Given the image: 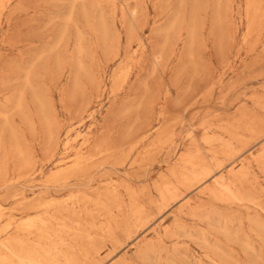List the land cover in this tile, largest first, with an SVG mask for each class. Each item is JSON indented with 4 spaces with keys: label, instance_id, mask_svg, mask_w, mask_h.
I'll return each mask as SVG.
<instances>
[{
    "label": "rangeland",
    "instance_id": "rangeland-1",
    "mask_svg": "<svg viewBox=\"0 0 264 264\" xmlns=\"http://www.w3.org/2000/svg\"><path fill=\"white\" fill-rule=\"evenodd\" d=\"M3 1L0 166L8 169L0 175V226L41 211L26 209L30 204L55 203L49 225L51 232L61 231L39 240L30 235L25 255L40 264H66L59 258L67 252L78 256L74 264H264V192L258 191L264 188V165L256 160L260 149L251 133L239 131L245 134L239 146L252 178L240 183L263 208L221 203L201 188H182L184 198L165 207L157 190L172 179L191 137L204 149V124L213 125L211 134L229 138L222 127L241 112L264 119V0ZM123 67L128 72L122 86ZM94 77L102 82L95 84ZM196 91L200 95L193 97ZM160 109L167 117L159 127L174 136L151 153L155 137L137 141L158 124ZM19 142L22 154L16 151ZM75 155L89 158L86 170L67 171L50 182L57 169H70ZM72 196L80 201H70ZM85 247L93 252L88 257L82 255Z\"/></svg>",
    "mask_w": 264,
    "mask_h": 264
},
{
    "label": "bare ground",
    "instance_id": "bare-ground-1",
    "mask_svg": "<svg viewBox=\"0 0 264 264\" xmlns=\"http://www.w3.org/2000/svg\"><path fill=\"white\" fill-rule=\"evenodd\" d=\"M5 1V0H4ZM3 1V2H4ZM18 4V3H17ZM1 21V20H0ZM247 42V40H246ZM248 43V42H247ZM146 48V47H145ZM143 48V49H145ZM240 48V47H239ZM142 49V50H143ZM161 49V48H159ZM172 49V47H171ZM175 49V48H173ZM243 49V48H242ZM155 50V49H154ZM183 50V49H182ZM193 50V49H192ZM178 51V50H177ZM184 51V50H183ZM138 52V51H137ZM166 52V51H165ZM145 53V52H144ZM157 53V52H156ZM169 53V52H168ZM179 53V52H178ZM174 56H175V52H173ZM223 54V53H222ZM143 55V52L142 54ZM166 55V53L164 54ZM180 55V54H179ZM157 56V55H156ZM200 56V55H199ZM228 56V55H227ZM176 57V56H175ZM182 57V56H180ZM210 57V56H209ZM219 57V56H218ZM217 57V58H218ZM222 57V56H220ZM219 57V58H220ZM141 58V57H140ZM169 58V57H168ZM172 58V57H171ZM165 59V58H164ZM184 60V59H183ZM227 60V59H226ZM159 61V60H158ZM230 61V60H229ZM231 62V61H230ZM134 63V62H133ZM137 63V62H136ZM160 63V62H159ZM178 63V61H177ZM181 63V62H180ZM135 64V63H134ZM213 64V63H212ZM136 65V64H135ZM161 65V64H160ZM166 65V64H165ZM179 65V64H178ZM137 66V65H136ZM172 66V65H171ZM215 66V65H214ZM213 66V67H214ZM166 67V66H165ZM168 67V65H167ZM174 66H172L173 68ZM191 67V66H190ZM122 68V67H121ZM133 68V67H132ZM171 68V67H170ZM215 68V67H214ZM123 69H125L123 67ZM122 69V71H123ZM137 69V68H135ZM175 69V68H174ZM177 69V68H176ZM198 69V67H197ZM128 70V69H127ZM180 70V69H179ZM187 70V69H186ZM215 70V69H214ZM218 70V69H217ZM120 71V70H118ZM121 71V74L119 75V79L121 80L120 83H122V86L124 85L123 82L126 78V69L122 72ZM166 70L164 69V72ZM174 71V70H172ZM171 71V72H172ZM176 71V70H175ZM132 72H135L132 71ZM161 72V71H160ZM167 72V71H166ZM210 72V71H209ZM155 73V72H154ZM188 73V72H187ZM196 73V72H195ZM215 73V72H214ZM114 75L116 74L113 73ZM130 74V73H129ZM161 74V73H160ZM159 74V75H160ZM210 74V73H209ZM117 75V74H116ZM178 75V74H177ZM224 75V74H223ZM171 76V75H170ZM176 76V75H175ZM171 78V77H170ZM195 78V77H194ZM95 79V77H94ZM162 79V77H161ZM173 79V78H171ZM186 79V78H185ZM221 79V78H220ZM165 80V79H164ZM217 80V79H216ZM30 82V80H28ZM27 81V83H29ZM92 81L95 82V84L97 83H101L102 80H99L98 77ZM117 77H113L112 80H111V86H110V94L111 96L114 94V89H115V82H117ZM126 81V80H125ZM194 81V80H192ZM158 82V81H157ZM161 82V81H160ZM249 82V81H248ZM125 83V82H124ZM181 83V82H180ZM193 83V82H192ZM218 83V82H217ZM221 83V81H220ZM219 83V85H220ZM30 84V83H29ZM28 84V85H29ZM156 84V83H155ZM163 84V83H162ZM211 84V83H210ZM213 84V83H212ZM216 84V83H215ZM261 84V83H260ZM31 85V84H30ZM158 85V84H157ZM184 85V84H183ZM218 85V84H217ZM216 85V86H217ZM218 85V86H219ZM96 86V85H95ZM94 86V87H95ZM107 84H103L101 87H106ZM119 86V85H118ZM120 86V88L122 87ZM163 86V85H162ZM160 86V87H162ZM165 86V85H164ZM167 86V85H166ZM173 86V85H172ZM186 86V85H185ZM215 86V85H213ZM223 86V84H222ZM93 87V88H94ZM98 87L99 84H98ZM225 87V86H224ZM118 88V87H117ZM119 88V89H120ZM158 88V87H157ZM192 88V87H191ZM210 88V87H208ZM212 88V87H211ZM210 88V89H211ZM214 88V87H213ZM220 88H222L220 86ZM118 89V90H119ZM167 89V88H166ZM190 90V88H188ZM205 89V88H204ZM215 89V88H214ZM213 89V90H214ZM101 90V88H100ZM150 90V88H149ZM165 90V89H164ZM194 90V88H193ZM209 89L205 90L206 92L208 91ZM153 91V90H152ZM162 91V90H161ZM167 91L168 93L171 94V92H169L168 90H165ZM177 91V90H176ZM179 91V90H178ZM211 91V90H210ZM155 92V91H153ZM167 92H166V95H167ZM192 92V91H191ZM214 91H211L208 93H212ZM116 93H117V89H116ZM197 93V95L195 94ZM194 94L195 95H192L193 97L195 96H198L200 94H198V92L196 91ZM201 93V92H200ZM92 94V93H91ZM169 94V95H170ZM177 94V93H176ZM202 94H207V93H203ZM201 94V95H202ZM117 95V94H115ZM152 95V94H151ZM163 95V94H162ZM179 95V94H178ZM188 95V94H187ZM157 96V95H156ZM165 96V95H164ZM209 96V95H208ZM115 97V96H114ZM179 97V96H178ZM193 97H191V100L193 101ZM202 98L204 97L201 96ZM207 97V96H206ZM205 97V98H206ZM161 98V97H160ZM151 99V98H150ZM162 99V98H161ZM165 99V98H164ZM177 99V97H176ZM195 99V98H194ZM198 99V98H197ZM156 100V99H155ZM160 100V99H159ZM259 100V99H258ZM152 101V100H151ZM169 101V100H168ZM197 101V100H196ZM259 101H262V97ZM156 102V101H155ZM155 102H152L155 104ZM158 102V101H157ZM178 102V101H177ZM183 103V101H181ZM195 102V101H194ZM152 103H151V107H152ZM198 103V102H197ZM256 103V102H255ZM22 104V103H20ZM153 104V105H154ZM173 104V103H172ZM176 104V103H175ZM190 104V103H189ZM195 104V103H193ZM162 103H160L159 106H161ZM184 105V104H183ZM196 105V104H195ZM88 106V105H87ZM157 106V105H155ZM163 106V105H162ZM264 106V104H263ZM151 107L149 109H151ZM164 107H167V106H164ZM188 107V106H187ZM258 107H260L258 105ZM161 108V107H160ZM264 108V107H263ZM262 108V109H263ZM88 109V108H87ZM153 109H154V106H153ZM152 109V111H154ZM162 109V108H161ZM160 109V110H161ZM256 109V108H255ZM261 109V107H260ZM167 110V109H166ZM243 110V109H242ZM252 110V109H251ZM150 111V110H149ZM246 112V110H244ZM262 111V110H261ZM239 112V111H238ZM250 112V111H249ZM248 112V113H249ZM88 113V112H87ZM164 113L165 111L163 112L162 110L159 111V114H158V124L156 125H153L152 127H150L142 136L139 137L137 143H146L147 141H149L151 139V137H155L154 139L152 138L151 142L149 143V146H152V148L149 150L150 152L156 148H159V147H162V145L164 143H166L167 140H169L168 138L173 135L172 132H169L170 133H167V131L165 130H162L161 127H159V125L161 124L162 122V119L164 118ZM167 113V112H166ZM251 113V112H250ZM249 113V114H250ZM256 113V112H255ZM140 114V113H139ZM227 114V112H226ZM242 112H241V117H238L236 119H233L234 121L230 122L229 123V126L227 125V127L223 126V131L224 133L228 134L229 135V138H226L224 136H222V134L216 136L215 134H212L209 132L210 129H212L210 124H204V131H205V134L202 138V144L204 146V149H202L199 141H197V138L196 137H191V140H190V143H189V147L186 151L183 152V154H181L179 160L178 161V169L177 170H173L171 172V176L172 179H168V180H164L163 182H159L160 184L158 185L157 187V190L159 192V197H160V203L163 204L165 207H172V204L179 201L180 200V197L182 196V193H179L181 192V189L184 188L185 191H192V190H195V189H198V188H201V190L199 191L201 194H208L210 197H214L217 201L219 202H224V203H230V204H233L235 206V204H238V205H241L242 206H256V205H259L260 204V201H256L257 197L254 196V195H249L247 194L246 192H244L242 190V185H241V179L244 180L246 179L245 181H252V178L251 176L249 175V172L248 170L246 171V166L248 164V162H250L247 158V157H242L243 156V152H241V147L239 146V143L240 141L242 140L241 139V136H244L242 135L241 133H239V131L241 130H244V131H248V133H251L255 140L252 139V137H248V134H247V137L248 138H251L252 141L256 142L258 145H259V154H258V157L256 158V160L258 161L259 164H263L264 165V119L262 118H257L256 119H248L246 117H244V114L242 116ZM248 114V115H249ZM85 115V114H84ZM247 115V114H246ZM30 116V115H29ZM91 116V113L90 115ZM148 116V115H147ZM146 116V118H147ZM152 116V114H151ZM173 116V115H172ZM236 116V115H235ZM255 116V115H253ZM28 117V116H27ZM153 117H154V113H153ZM167 117V116H166ZM165 117V118H166ZM169 117V116H168ZM220 117V116H219ZM249 117V116H248ZM260 117V116H259ZM263 117V116H262ZM155 118V117H154ZM164 118V119H165ZM226 118V117H225ZM28 119V118H27ZM163 119V120H164ZM227 119V118H226ZM32 120V119H31ZM81 121L84 120L83 118V115L82 117L80 118ZM143 120V119H142ZM152 120V119H151ZM30 121V120H29ZM146 121V120H144ZM171 121V120H170ZM180 121V120H179ZM177 121V122H179ZM183 121V120H182ZM229 121V118L228 120ZM84 122V121H83ZM148 122V121H147ZM169 122V121H168ZM145 123V122H144ZM151 125H152V122H150ZM170 123V122H169ZM224 123V121L222 122ZM221 123V124H222ZM147 124V123H145ZM176 124V123H175ZM181 125V124H180ZM223 125V124H222ZM150 126V125H149ZM147 126V127H149ZM162 126H165L163 125L162 123ZM172 126V124H171ZM217 126V125H216ZM221 127V126H220ZM191 128V127H190ZM218 128V127H217ZM163 129H165V127H163ZM218 130V129H216ZM214 130V131H216ZM218 132V131H217ZM220 132V130H219ZM243 132V131H242ZM133 133V132H132ZM190 133V132H189ZM188 133V134H189ZM139 134V132H138ZM217 134V133H216ZM184 135V134H183ZM250 135V134H249ZM174 136V135H173ZM192 136V135H191ZM202 136V135H201ZM196 138V139H195ZM85 141H84V145L86 146H90L91 145V139L90 137L88 136V138H84ZM134 140V139H133ZM95 141V140H94ZM170 141V140H169ZM173 142V141H172ZM250 143V142H249ZM18 144V143H17ZM16 146L20 148H18V150L16 151H19L23 152V150L25 151V149L22 150V148L19 146L20 145V142L19 144ZM170 144V143H169ZM148 145V144H146ZM256 145V144H255ZM65 146L69 147L70 146V143L69 142H66L65 143ZM137 146V145H136ZM139 146V145H138ZM206 146V147H205ZM15 147V146H14ZM16 147V148H17ZM82 147V146H81ZM85 147V146H84ZM146 147V146H145ZM169 147V145H168ZM176 147V146H175ZM187 147V146H186ZM185 147V148H186ZM244 147V146H243ZM57 148V147H56ZM91 148H94L93 146H91ZM142 148V146H141ZM165 148V147H164ZM167 148V147H166ZM136 150L134 151H137V148H135ZM143 149V148H142ZM173 149V148H172ZM13 150V149H12ZM10 150V151H12ZM183 150V149H182ZM139 151V150H138ZM143 150H141V153H142ZM176 151V150H175ZM13 152V151H12ZM93 152V151H92ZM148 152V151H146ZM6 153V156L8 155L7 151L5 152ZM16 153V152H15ZM14 153V154H15ZM152 153V152H151ZM160 153V152H159ZM253 153V152H252ZM18 156H20L21 158V154L20 153H17ZM16 154V155H17ZM20 154V155H19ZM27 154V153H26ZM75 154V153H74ZM11 155V154H10ZM9 155V156H10ZM143 155V154H142ZM253 155V154H252ZM4 155V157H6ZM7 156V160L8 157ZM28 156V155H27ZM32 156V155H31ZM54 156V155H53ZM11 157V156H10ZM33 157V156H32ZM15 158V157H14ZM12 158V160L14 159ZM23 160L25 158V156L22 157ZM29 158V156H28ZM52 158V157H51ZM139 158H141L139 156ZM5 159V158H4ZM18 159V157H17ZM26 159V158H25ZM73 161L70 163V169L68 170H58L57 169V172L55 171V173H52L50 174L49 176V179L48 177H46V179H48L50 182H55L57 181L58 179H60L62 176H64L66 173H68L67 171H72V172H80V171H83V170H86L84 168H86V164L88 162V157H84L82 155H75V158H72ZM177 159V158H176ZM175 159V160H176ZM3 160V159H2ZM6 160V159H5ZM6 160V161H7ZM33 160V159H32ZM21 161V159H20ZM25 161H28L25 160ZM24 161V163L26 164V162ZM239 161V162H238ZM253 161V160H252ZM4 162V160H3ZM35 162V161H34ZM32 162L34 165L35 163ZM238 162V164H236ZM10 163V162H9ZM22 162H19L18 165H23L24 163L20 164ZM29 163V161H28ZM14 164V163H12ZM59 165V163H58ZM174 165V164H173ZM173 165L170 167H173ZM239 165V167H238ZM8 166V165H7ZM7 166H5L7 168ZM26 166V165H24ZM22 166V167H24ZM28 166V165H27ZM153 166V165H152ZM255 166V165H254ZM3 165L2 167L0 166V175H5V172H6V168H5ZM17 167V166H16ZM32 167V166H31ZM151 167V166H150ZM169 167V166H168ZM238 167V168H237ZM253 167V166H252ZM35 166L33 168V170H35ZM177 168V167H176ZM249 168V167H248ZM8 169V168H7ZM15 169V167H14ZM62 169V168H61ZM169 169V168H168ZM252 169V168H251ZM255 169V168H254ZM20 171L18 168L15 169V171L17 172ZM33 170L31 172H33ZM92 170V169H91ZM172 170V168H171ZM31 172H29V174H31ZM97 172V171H96ZM21 174V172H19ZM165 173V172H164ZM28 174V175H29ZM252 174V173H251ZM24 175V173L22 174ZM22 175H19L22 176ZM27 176V175H26ZM168 176V175H167ZM166 176V179L169 177ZM255 176V175H254ZM257 176V175H256ZM169 177V178H170ZM258 178V177H257ZM46 179H45V183H46ZM5 180V179H3ZM160 180V179H159ZM11 181V179L9 180V182ZM154 181V180H153ZM13 182V181H12ZM49 182V183H50ZM244 182V181H243ZM252 183V182H251ZM249 183V184H251ZM4 184H7L6 182ZM11 184V183H10ZM48 184V183H47ZM248 184V182H247ZM259 185V184H258ZM246 186V185H245ZM254 187V185H252ZM246 188V187H245ZM255 188L257 189V187L255 186ZM147 189V188H146ZM251 189V187H250ZM260 190L259 193L261 192H264V188L262 186H260L259 188ZM252 190V189H251ZM114 191V190H113ZM256 191V190H255ZM257 191V192H258ZM186 192V193H187ZM115 193V192H114ZM185 193V194H186ZM249 193V192H248ZM255 194V193H254ZM206 195V196H208ZM263 195V194H262ZM260 195V196H262ZM112 196V194H111ZM78 197V196H77ZM184 198V195L182 196ZM82 199V197H80ZM117 198V197H116ZM116 198H113L116 200ZM90 199V198H89ZM88 199V200H89ZM199 199V198H198ZM57 200V199H56ZM70 201H73L75 204L78 203L80 200L79 198H76L75 196H72L70 197L69 199ZM82 200H87V198L85 199H82ZM258 200V199H257ZM87 202V201H86ZM213 202H216L213 200ZM32 203V202H31ZM209 203V202H208ZM218 203V202H217ZM28 204V203H26ZM25 204V206H26ZM55 204V203H54ZM53 204V205H54ZM202 204V203H201ZM39 206H35V205H29L28 207H26V209H29L30 206H33V208L37 211H39V209L41 211L37 212L35 215L31 216L30 218L28 217L27 219H25L23 222L21 223H9L6 227H3V226H0V264H40L34 257H32L31 255H25L24 251H25V247H26V241H27V238L30 237V235H35L39 237H43L48 234L47 236H49V234L52 235L56 233V231H53V227L51 225H49V223L51 222L50 220L52 218H54V215L51 213L50 209H52V206L53 205H46V204H43L41 205V203L38 204ZM58 205V204H57ZM79 205V204H78ZM206 205V204H205ZM211 205V203H210ZM261 205V204H260ZM35 206V207H34ZM55 206V205H54ZM73 206V205H72ZM71 206V207H72ZM162 206V205H160ZM183 206V204L181 205ZM204 206V205H203ZM209 206V205H208ZM232 206V205H231ZM262 206V205H261ZM51 207V208H50ZM58 207V206H57ZM56 207V208H57ZM163 207V206H162ZM164 208V207H163ZM201 208V207H200ZM246 208V207H245ZM260 208V207H258ZM263 208V206H262ZM31 209V208H30ZM29 209V210H30ZM34 210V211H35ZM53 210V209H52ZM54 210H55V207H54ZM72 210V209H71ZM75 210V209H74ZM73 210V211H74ZM81 210V209H79ZM78 210V211H79ZM194 210V209H193ZM1 211H2V205L0 204V219H1ZM27 211V210H26ZM58 212V211H57ZM139 212V211H138ZM58 214V213H57ZM200 215V214H199ZM201 218V217H200ZM229 218V217H228ZM254 218V217H252ZM208 219V218H207ZM2 220V219H1ZM258 222V221H257ZM228 223V222H227ZM253 223V221H252ZM261 223V222H258V224ZM51 224V223H50ZM256 224V226L258 225ZM262 224V223H261ZM260 225V224H259ZM227 226V225H226ZM262 227V225H261ZM63 228V227H62ZM137 228V227H136ZM258 228V227H257ZM74 229V228H73ZM228 229V228H227ZM254 230V229H253ZM262 230V228L260 229ZM65 231V230H63ZM252 231V229H251ZM67 232V231H66ZM256 232V231H255ZM254 232V233H255ZM260 232V231H258ZM262 232V231H261ZM58 233H61L58 232ZM55 234V236H60L61 234L58 235ZM65 233V232H64ZM62 233V234H64ZM69 233V232H68ZM68 235V234H67ZM70 235V233H69ZM260 235V234H259ZM258 235V236H259ZM257 236V235H255ZM261 236V235H260ZM259 236V237H260ZM46 237V236H45ZM31 238V237H30ZM36 238V239H37ZM50 238V237H49ZM53 238V237H52ZM51 238V239H52ZM58 238V237H57ZM48 239V238H47ZM67 238H65L64 240H66ZM39 240V238H38ZM36 240V241H38ZM60 240V239H59ZM248 240V239H247ZM32 241V240H31ZM43 241V240H42ZM76 242H79V241H76ZM250 242V240H249ZM248 242L247 244V247H253L252 245H250ZM263 242V241H262ZM33 243V242H32ZM41 243V242H40ZM43 243V242H42ZM57 244H59L58 242H56ZM62 243V242H61ZM68 243V242H67ZM91 243V242H90ZM31 244V243H30ZM64 244V243H63ZM73 243H71V245H69L70 247L72 246ZM50 245V244H49ZM52 245V244H51ZM62 245V244H61ZM74 245V244H73ZM79 245V244H78ZM246 245V244H245ZM54 247V245H53ZM57 247V245H56ZM84 247V246H83ZM31 248V247H30ZM86 248V247H85ZM90 248V247H89ZM88 247L86 249H84L83 251V256L84 257H88V253L89 252H92L90 251ZM48 249V248H46ZM56 248L54 247V250ZM70 249V248H69ZM82 250V248H80ZM94 249V247H93ZM92 249V250H93ZM61 250V249H60ZM66 250V249H65ZM71 250V249H70ZM80 250V251H81ZM96 250V249H95ZM42 251V250H41ZM50 251V250H49ZM97 251V250H96ZM63 252V251H62ZM73 252V250H72ZM95 252V251H94ZM59 253V252H58ZM93 253V252H92ZM97 253V252H95ZM37 254V253H36ZM80 254V253H79ZM74 255L76 254H69V252L67 253H62L60 254V258L59 259H62L66 262V264H74V261L76 260V258L78 257L76 255V257H74ZM50 257V256H49ZM53 258V257H52ZM55 259V258H54ZM56 260V259H55Z\"/></svg>",
    "mask_w": 264,
    "mask_h": 264
}]
</instances>
